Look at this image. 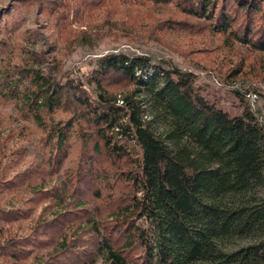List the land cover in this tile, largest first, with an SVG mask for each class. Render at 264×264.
<instances>
[{
	"label": "trees",
	"instance_id": "trees-1",
	"mask_svg": "<svg viewBox=\"0 0 264 264\" xmlns=\"http://www.w3.org/2000/svg\"><path fill=\"white\" fill-rule=\"evenodd\" d=\"M141 1L175 3L229 45L264 54V0ZM53 2L67 7L57 10L66 29L77 6L94 0ZM29 60L0 74V97L46 131L50 150L0 189L28 182L52 202L30 234L0 242V264H26L32 254L30 264H264V123L250 108L233 115L202 94L193 72L151 67L146 56L100 57L97 100L80 80L43 70L41 53ZM111 71L133 88L120 97L109 91L101 78ZM26 79L33 90L22 91ZM59 111L77 113L55 122ZM74 136L79 157L61 174ZM46 171L58 175L51 186ZM32 209L0 207V223L29 218Z\"/></svg>",
	"mask_w": 264,
	"mask_h": 264
},
{
	"label": "rangeland",
	"instance_id": "rangeland-1",
	"mask_svg": "<svg viewBox=\"0 0 264 264\" xmlns=\"http://www.w3.org/2000/svg\"><path fill=\"white\" fill-rule=\"evenodd\" d=\"M95 1L90 7L78 5L77 20L71 16L63 29L57 13L65 11L66 5L53 0L24 3L0 0V74L32 66L29 54L38 52L44 59L43 70H50L63 81L67 79L64 75L73 81L80 80L82 93L97 100L99 89L95 78L99 76L96 69L100 57L113 52L131 58L146 56L151 67L164 70L178 67L193 72L196 86L210 101L233 115L248 107L264 123L263 53L238 43L229 45L223 35L200 27L198 19L185 15L175 3L160 5L131 0L116 7H101ZM101 79L118 97L133 88L112 71ZM34 88L30 79L24 80L22 91ZM76 113L59 111L54 115L55 122L67 121ZM45 135L46 131L25 118L13 102L0 97V185L7 180L16 181L22 172L41 164L39 156L50 150L49 145L43 146ZM72 140L61 174L74 166L79 157L80 141L75 136ZM57 176L51 178L46 171V180L52 179L47 186L53 185ZM33 185L26 182L11 190L0 189L1 208H33L29 218L13 224L0 223V242L14 234L20 237L30 234L52 202L49 198L38 199ZM51 210L45 216L50 218ZM45 251L36 249L35 253L47 259ZM33 258L32 254L26 264L32 263ZM95 264L105 263L98 259Z\"/></svg>",
	"mask_w": 264,
	"mask_h": 264
}]
</instances>
